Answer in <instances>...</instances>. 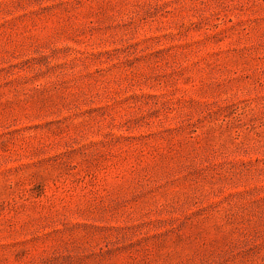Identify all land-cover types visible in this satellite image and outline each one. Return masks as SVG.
Returning <instances> with one entry per match:
<instances>
[{
	"label": "rangeland",
	"instance_id": "rangeland-1",
	"mask_svg": "<svg viewBox=\"0 0 264 264\" xmlns=\"http://www.w3.org/2000/svg\"><path fill=\"white\" fill-rule=\"evenodd\" d=\"M0 264H264V0H0Z\"/></svg>",
	"mask_w": 264,
	"mask_h": 264
}]
</instances>
